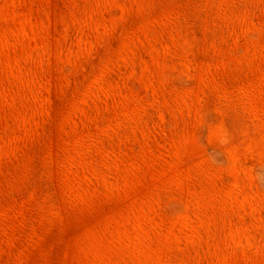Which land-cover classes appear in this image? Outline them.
I'll return each instance as SVG.
<instances>
[{"label":"rangeland","instance_id":"rangeland-1","mask_svg":"<svg viewBox=\"0 0 264 264\" xmlns=\"http://www.w3.org/2000/svg\"><path fill=\"white\" fill-rule=\"evenodd\" d=\"M0 264H264V0H0Z\"/></svg>","mask_w":264,"mask_h":264}]
</instances>
